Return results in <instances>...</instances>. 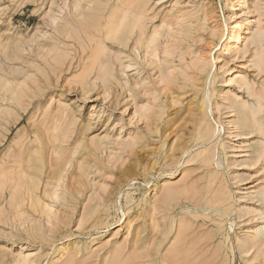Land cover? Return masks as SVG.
<instances>
[{"label": "rangeland", "instance_id": "obj_1", "mask_svg": "<svg viewBox=\"0 0 264 264\" xmlns=\"http://www.w3.org/2000/svg\"><path fill=\"white\" fill-rule=\"evenodd\" d=\"M0 264H264V0H0Z\"/></svg>", "mask_w": 264, "mask_h": 264}, {"label": "bare ground", "instance_id": "obj_2", "mask_svg": "<svg viewBox=\"0 0 264 264\" xmlns=\"http://www.w3.org/2000/svg\"><path fill=\"white\" fill-rule=\"evenodd\" d=\"M42 145V144H41Z\"/></svg>", "mask_w": 264, "mask_h": 264}]
</instances>
